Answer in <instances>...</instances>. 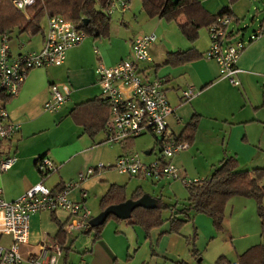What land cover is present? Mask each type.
Returning a JSON list of instances; mask_svg holds the SVG:
<instances>
[{"label":"crops","instance_id":"1","mask_svg":"<svg viewBox=\"0 0 264 264\" xmlns=\"http://www.w3.org/2000/svg\"><path fill=\"white\" fill-rule=\"evenodd\" d=\"M199 1L213 15L231 7L235 20L230 27L235 34L233 42L243 40L248 43L264 21V17L258 19L252 16V0H236L234 4L231 0ZM118 15L122 21H126L129 15L135 20L143 16L144 20L139 22V29L133 30V34L119 26L111 28L110 38L85 40L70 49L62 65L32 70L19 95L7 100L11 120L20 124L21 128L2 145L5 156L16 158L13 168L0 174V188L6 201H16L43 180L38 170L41 156L45 155L58 167L57 172L44 180L45 186L54 192L58 186L68 188L70 184L80 182V174L91 167L98 164L113 166L121 156L135 153V141L129 151L122 144L115 147L107 145L104 130L95 137L89 136L73 120L71 113L77 105L102 97L96 75L100 63L114 67L122 60L130 59L133 41L152 33L157 40L149 48L151 61L140 66L142 76L164 84L169 103L175 109V113L167 119L172 135L180 137L187 125L192 122L196 125L192 143L172 159L182 180L210 178L221 162L231 157L239 161L242 171L264 169V36L249 43L242 53L238 68L243 72L238 76L240 85L235 86L222 78L219 65L206 56L211 46L209 29L200 30L198 40L192 43L176 23L166 25L157 17H146L141 3L136 8L130 7L125 14L118 12ZM124 24L131 27L130 23ZM46 33L47 23L43 32L33 36L18 29L13 31L10 41L12 57L41 51ZM190 49L198 52L200 57L185 65H167L170 53ZM53 86L62 91L68 87L70 95L58 112L49 113L45 111V105L52 97ZM189 91L191 97L186 98L184 93ZM144 150L145 158L136 152L143 163L150 164L159 159V151L155 152L150 147ZM118 175H114V170L98 171L84 180L81 187L71 188L69 196L76 202L84 201L92 216H97L103 211L100 201L112 185L126 187L131 195L137 188H142L144 195L149 194L172 206L168 217L163 214L164 225L145 234L139 226H132L127 220L123 229L117 222L114 230L108 226L94 246L86 245L83 251H78L82 254L78 263L77 259L69 261L70 252L75 240L89 232H75L71 239L67 237V246L71 249L67 258L63 255L59 264H240L239 256L262 241L259 206L252 199L235 197L229 202L221 232L215 230L210 218L197 215L184 225L180 234L172 233L171 218L183 216L179 212L188 206H180L182 209L178 212L177 204L173 203L179 199L178 188L174 184L182 181L150 182ZM132 188L135 189L130 193ZM83 189L88 192L86 198L81 195ZM131 195L127 200L131 199ZM185 200L188 201V195ZM262 208L264 210V200ZM69 220L70 216L65 211L33 215L24 264H33L29 262L31 255L37 257L43 247L57 242L59 222L66 224ZM193 235L194 254L186 239ZM94 239L95 234L93 242ZM121 241H124L127 254L132 258L121 257ZM2 242L8 245L10 239L3 238ZM132 249H135L134 253Z\"/></svg>","mask_w":264,"mask_h":264},{"label":"built area","instance_id":"2","mask_svg":"<svg viewBox=\"0 0 264 264\" xmlns=\"http://www.w3.org/2000/svg\"><path fill=\"white\" fill-rule=\"evenodd\" d=\"M132 0H111L107 14L112 17L115 10L125 14L130 9ZM36 0H13L14 7L26 13ZM81 23V22H80ZM234 23L232 17L226 16L218 24L209 29L211 46L207 58L215 61L221 70V76L235 86L240 85L238 61L249 43L264 36V21L249 42L238 40L233 42L234 31L230 27ZM79 23L67 21L62 17L47 18L45 44L39 52H26L13 58L11 54V34L0 35V174L9 172L16 163V158L5 156L2 145L9 142L21 128L11 120L6 107L7 100L19 95L29 73L34 69L49 68L62 65L67 52L81 45L88 34L81 29ZM157 40L155 34L137 37L132 43V57L122 60L114 67L99 64L96 75L102 88V97L110 107V116L106 122L104 133L106 144L118 146L122 143L144 136L153 135L159 146V159L145 164L137 153L121 156L113 166L98 164L80 174V182L70 184L62 192H53L44 184V180L57 172V165L48 158L38 161V170L42 181L30 188L22 197L8 202L0 188V264H24L20 245L30 243L31 218L35 214L65 211L70 220L65 227L67 237L75 232L90 231L93 216L85 202H76L69 196L71 188L81 187V183L101 170H115L121 175L147 179L153 182L182 181L188 187L193 181L182 180L178 167L172 162L176 154L186 150V142H178L168 129L167 119L175 113L170 105L160 80L149 81L142 76L141 64L150 62L149 48ZM52 97L45 105V111L58 112L69 100L70 90L63 91L53 86ZM186 98L191 92H185ZM83 198L88 196L82 190ZM9 238L10 243H3ZM64 252L57 242L47 244L37 257L31 255L29 262L33 264H59Z\"/></svg>","mask_w":264,"mask_h":264},{"label":"trees","instance_id":"3","mask_svg":"<svg viewBox=\"0 0 264 264\" xmlns=\"http://www.w3.org/2000/svg\"><path fill=\"white\" fill-rule=\"evenodd\" d=\"M110 1L36 0V3L29 7L26 13H23L14 7L13 0H0V35L5 32L11 34L17 29L32 36L37 35L43 32V20L48 17H62L67 21L79 23V27L96 40L107 39L111 36L112 17L107 14ZM235 1L231 0V4H234ZM142 8L149 18L157 17L168 23H176L182 34L192 43L198 40L200 30L210 29L226 16L232 17L235 22L231 7L224 8L218 15H213L203 7L199 0H142ZM85 19H89L88 24L84 23ZM229 33L231 35V31ZM199 57V53L194 49L177 51L168 55L167 65H185ZM71 116L84 129V133L95 137L104 130L110 116V107L106 100L101 97L77 105ZM195 126V122L187 125L182 135L176 138L177 141L186 142L190 145L194 139ZM135 139L122 143L126 151H129L130 147L133 146ZM43 158H46V156H41L38 161ZM186 188L188 190V206L185 210L179 212V215L183 216L178 217L176 215L171 218L172 233L180 234L184 225L197 215H204L210 218L215 230L221 232L229 202L235 197L252 199L259 206L262 241L239 256V263L264 264V210L262 208L264 200V169L242 171L239 161L231 157L222 161L210 178L202 181H193ZM65 189L66 187L58 186L54 192H62ZM143 195L142 188H137L131 199L136 201ZM126 200V187L112 185L102 197L100 204L104 211L108 207L121 204ZM171 209L172 206L158 199L156 209L137 208L132 213V218L126 222L132 226L143 228L148 234L151 230L164 225L163 212ZM112 219L118 220L115 216H110L104 225L86 231L89 233L93 230L95 231L94 243L100 240L106 224ZM66 225L67 223L62 224L59 222V233L56 240L62 247L65 259L71 249L70 246H67ZM194 238L195 235L186 238L193 254L196 252L193 249ZM222 261L223 259L220 262Z\"/></svg>","mask_w":264,"mask_h":264},{"label":"rangeland","instance_id":"4","mask_svg":"<svg viewBox=\"0 0 264 264\" xmlns=\"http://www.w3.org/2000/svg\"><path fill=\"white\" fill-rule=\"evenodd\" d=\"M133 1V0H132ZM131 1V3H133V5L130 3V7L132 8V7H135L136 8V6H138L140 3L142 4V0H134L133 2ZM253 1V13H252V16H256L258 19H261V18H263L264 17V0H252ZM118 12H119V10H115V13L112 15V22H111V28H114V27H117V26H119L120 28H124V29H126V30H128V31H130V34H133V30H136V29H139L138 28V26H139V22H143V20H144V18H143V16H139L138 17V20H135L133 17L132 18H130L129 16H131V15H129L128 17H127V20L125 21H122V19L120 18V16L118 15ZM143 14L146 16V17H148L147 15H146V13L143 11ZM252 17H250V19H251ZM165 21V20H164ZM130 23L131 24V27H130V25H128V24H124V23ZM166 23H164V24H166V25H169L168 24V22L167 21H165ZM46 23H47V21H46V19L45 20H43V27H45L46 26ZM140 28H141V26H140ZM153 34V33H152ZM152 34H147V35H152ZM143 36H145V35H143ZM140 37V36H139ZM93 38L92 37H90L89 35H88V37H87V41L88 40H92ZM97 46H99V45H97ZM94 54H95V52H93ZM95 57H98L97 56V54H95ZM135 143H136V145H137V148H136V150H134L135 151V153L136 152H138L140 155H141V157H143V158H145L146 156H145V150L144 149H146L147 147H150V149H154L155 150V152H157V151H159V146H158V143H157V140H156V138L153 136V135H151V134H146V135H144V136H141V137H138V138H136L135 139ZM113 147H115V146H113ZM106 166H108V165H106ZM110 170H108V172H109ZM114 175L115 176H119L118 175V173H117V171H115L114 170ZM125 176V175H124ZM123 178H125V177H123ZM188 181H190V180H188ZM151 182V181H150ZM129 183V182H128ZM147 184H149L148 182H146ZM175 186H177V188H178V191H177V195H178V197H179V199L178 200H175V201H173V203L174 204H177V206H178V212L182 209V207H185L187 204H188V201L187 200H185V198L187 197V195H188V191H187V188H186V186L184 185L183 186V184L181 183V182H178V183H176V184H174ZM134 189L135 188H132V190H131V192L130 193H132L133 191H134ZM127 190V189H126ZM7 193V191H6V189H5V194ZM129 192H128V190H127V193L126 194H128ZM129 196L131 195V194H128ZM128 195H127V197H128ZM132 196V195H131ZM170 201H172V200H170ZM182 202H184L182 205H181V203ZM180 206H182V207H180ZM164 215H165V217H168L169 216V211H165L164 213H163ZM94 217H96V216H93V218ZM117 222H118V226L119 227H121V229H123L124 227H125V224H124V221H119V220H115V219H112V220H110L107 224H106V226H105V229H104V231L108 228V226H111L110 228L112 229V230H114L115 229V227H116V224H117ZM190 224V223H189ZM141 228V227H140ZM144 232H145V230L143 229V228H141ZM183 229V228H182ZM181 229V230H182ZM103 231V232H104ZM94 234H95V231L93 230L92 232H90L89 234H87V235H82V236H80L79 238H78V240H75V242H74V248H73V250H71V252H70V256H69V261H75L76 259V263H78L79 261H80V258L82 257V254H80L78 251H83L84 250V247L86 246V245H92V246H94L95 245V243L93 242V236H94ZM145 234H146V232H145ZM72 237L71 236H69V239H71ZM121 242H123V247H122V250H121V257H123L124 259H126V258H132L131 256H129L128 254H127V246L126 245H124V241H121ZM122 244V243H121ZM20 248H21V252H22V255H23V257H24V254H25V252L27 251V249H29V248H26L25 246H23L22 244L20 245ZM92 247H90V249H91ZM135 252V249H132V253H134ZM127 255H128V257H127ZM25 258V257H24ZM119 259H121V258H119ZM121 260H123V259H121ZM117 264H119V262H117ZM120 264H122V262L120 263Z\"/></svg>","mask_w":264,"mask_h":264},{"label":"water","instance_id":"5","mask_svg":"<svg viewBox=\"0 0 264 264\" xmlns=\"http://www.w3.org/2000/svg\"><path fill=\"white\" fill-rule=\"evenodd\" d=\"M85 24L89 23V19H85ZM158 206V200L149 194H145L139 200L129 199L121 204L113 205L102 211L99 215L91 220L92 228H97L106 223L110 216L126 221L132 218V213L137 208H144L147 210H154Z\"/></svg>","mask_w":264,"mask_h":264}]
</instances>
